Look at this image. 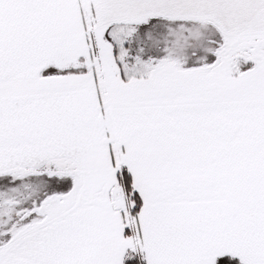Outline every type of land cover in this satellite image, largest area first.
<instances>
[{
	"label": "crops",
	"instance_id": "0c3cea01",
	"mask_svg": "<svg viewBox=\"0 0 264 264\" xmlns=\"http://www.w3.org/2000/svg\"><path fill=\"white\" fill-rule=\"evenodd\" d=\"M151 21L213 26L223 47L236 40L264 64V0H0V172L64 163L93 178L87 197L15 236L0 264H122V216L93 188L115 184L121 166L143 201L147 264H264V88L216 85L189 59L196 72L162 78L172 66L161 51L127 65L151 66L152 87L105 109L95 73L59 75L87 69L93 29L128 50Z\"/></svg>",
	"mask_w": 264,
	"mask_h": 264
},
{
	"label": "rangeland",
	"instance_id": "374dc122",
	"mask_svg": "<svg viewBox=\"0 0 264 264\" xmlns=\"http://www.w3.org/2000/svg\"><path fill=\"white\" fill-rule=\"evenodd\" d=\"M86 9L87 11H85V16L87 19L90 17L89 13L91 12L89 6H86ZM199 26L207 27L208 25H200L195 21L172 22L170 25H168V27L171 28L173 33L172 35L174 36L173 38H175V40L172 42L169 41L167 44H165L163 47V54L165 59L168 62H171L172 67L171 69L167 68V71L165 70V76H162V78L167 77L168 79H172V76H175V73L181 76L185 75L188 71H197L189 70L190 68H188L187 62L188 57L185 56L184 52L188 46L187 42L197 39L200 36L198 35L197 37L196 35L199 34V29H201ZM90 34L93 37V48L91 47V49L94 50V55L90 57V61L87 62L86 66L88 70L92 71L97 76L99 82V92L103 107H105V109L108 108L109 104L120 103L117 95L121 94V92H131L133 90H137L139 87L145 89H150L152 87L151 80H153L152 76L154 73L152 74V72H150L151 70L153 71L151 66L144 69L140 67L138 70H132L131 68L127 67L128 63H131L132 60L142 63V61L154 59L155 56L153 57L147 53V45L145 43L137 44L136 42H133L134 44H132V47L129 46L130 48L127 50V45H125V41L120 36L114 39L112 38L113 40L109 38L111 41L110 42L108 39H106V36L103 32L93 29ZM136 34L137 32L134 36H136ZM132 39L133 38H131V40ZM131 40L130 43H128L129 45L132 43ZM240 45L241 44H239V42L236 40L227 41L224 47L221 46L216 49L214 48L213 44L211 46L207 45L205 52L213 54L215 56V61L209 64V57L203 56L200 59L194 61V66H210L207 69V71H209L207 73L209 76L215 78L216 85L219 81V83H224V85H231V88L234 89L264 88V64L258 68L257 62L259 61L254 59L255 57L249 54L247 49H240V47L244 48L246 46ZM137 72L138 74L139 72L143 74L145 73V76H135ZM148 80L151 82H146L143 84V82ZM111 97H114L115 100L110 101L109 98ZM3 171H1L0 174L9 173L20 178L41 173L50 176L55 175L58 177L69 176L73 179L74 184L70 196H68L69 194L65 196H47L41 203L40 207L35 210L39 215L41 222H35L19 230L12 229V232H14L15 236L32 228L33 226L43 223L46 220L57 217L64 211L66 206L68 207L69 205L76 203L77 200H81L83 195L87 197L88 194L84 192V190H87V188L89 189V186L91 185L90 180L93 179L90 178L89 175L82 173V170L79 168V166L64 163H55L53 165L47 164L37 169H30L26 166H18L14 169L12 168L11 170ZM112 178L115 180V176H112ZM93 188L96 189L95 196L97 199L109 196L112 206L121 214L124 226L130 228L133 236H131L129 239L128 244L132 246V241L130 242V240L133 238H136V243H138V234L136 228L137 221L136 218H134L130 213L134 204L127 198L123 188L118 184L117 180L115 184H113L111 180H103V182H101V186L100 184L99 187L93 185ZM4 197L5 193L0 192V198ZM18 212H25L26 216L29 215L25 208H17V206L14 205L13 207L4 206L0 208V224L5 225L8 223V220H10L12 217H15ZM4 213H8L9 215L5 217ZM39 217L35 218L39 219Z\"/></svg>",
	"mask_w": 264,
	"mask_h": 264
},
{
	"label": "trees",
	"instance_id": "16d2710c",
	"mask_svg": "<svg viewBox=\"0 0 264 264\" xmlns=\"http://www.w3.org/2000/svg\"><path fill=\"white\" fill-rule=\"evenodd\" d=\"M199 30V34L196 35L197 37L198 35L200 36L197 39L187 42L189 47H186L184 54L191 62H194L203 56H208V63L211 64L215 61V56L205 52V48L207 45L211 46L212 44L215 49L221 47L223 45V38L213 26L201 27ZM91 34L89 32L88 40L90 46L93 48V37ZM172 34L171 28L168 27L167 23L151 21L147 25H143L139 28L129 46L132 47V44H134L133 42H136L137 44L145 43L147 45V53L155 56L163 51V47L167 42L175 40ZM106 39L109 40L108 35H106ZM92 55H94V50L91 53V56ZM86 72H88V69L86 68L66 69L60 71L59 75L80 74ZM116 179L118 184L123 188L127 198L133 202L134 206L130 213L136 218L141 211L143 201L140 194L133 186V177L129 169L126 166H121L117 171ZM73 186V179L69 176L58 177L41 173L20 178L13 174L1 173L0 192L5 193V197L0 198V208L4 206L13 207L14 205L17 206V208H25L29 215L26 216L25 212H18L15 217L8 220V223L5 225L0 224V251L5 249L15 238L12 229L19 230L35 222H41L40 217L35 210L40 207L41 203L47 196L68 195L71 193ZM8 215V213H4L5 217ZM35 217H39V219H36ZM124 235L127 241V249L122 264H147L145 256L139 251L138 246L136 245V238L130 240V242L132 241V246L128 244L129 239L133 236L130 228L124 226ZM215 264L242 263L233 256L224 255L218 257Z\"/></svg>",
	"mask_w": 264,
	"mask_h": 264
}]
</instances>
